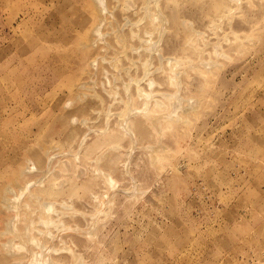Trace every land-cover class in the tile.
<instances>
[{
	"label": "rangeland",
	"instance_id": "obj_1",
	"mask_svg": "<svg viewBox=\"0 0 264 264\" xmlns=\"http://www.w3.org/2000/svg\"><path fill=\"white\" fill-rule=\"evenodd\" d=\"M106 7L0 0V264H264V0Z\"/></svg>",
	"mask_w": 264,
	"mask_h": 264
},
{
	"label": "bare ground",
	"instance_id": "obj_2",
	"mask_svg": "<svg viewBox=\"0 0 264 264\" xmlns=\"http://www.w3.org/2000/svg\"><path fill=\"white\" fill-rule=\"evenodd\" d=\"M95 1V3H96V6H97V8L99 9V13H100V16H101V22H100V24H97L92 30V34H93V36L95 35H97V36H101V33H102V31H101V28H102V24H103V22H104V19H103V17H104V15L106 14L105 12H106V10H107V7H106V0H94ZM91 35V34H90ZM103 35V34H102ZM92 36V37H93ZM91 37V38H92ZM93 39V38H92ZM98 39V38H97ZM101 39V38H100ZM93 42V45H94V43L96 44V40H92ZM91 44V43H90ZM95 46V45H94ZM210 64V63H209ZM215 65V64H214ZM207 66V65H206ZM210 66V65H209ZM213 66V65H212ZM217 66H218V64H217ZM213 68V67H212ZM210 69V68H209ZM208 71H210V70H208ZM139 94H141V92H139ZM98 98V97H97ZM172 98H174V97H172ZM174 100V99H173ZM71 103V102H70ZM189 106H191V105H189ZM145 107H146V104H145ZM189 108V107H188ZM192 108V107H191ZM176 111H174L173 113L174 114H176L175 113ZM150 114V113H149ZM121 123V122H120ZM156 124H158V123H156ZM129 126V125H128ZM130 132V131H129ZM77 154V153H76ZM77 156V155H76ZM50 162V161H49ZM29 166V165H28ZM29 167H27V169H28ZM32 167H30V169H31ZM32 169H34V168H32ZM32 169L30 170L31 172H32ZM29 170V169H28ZM30 171H27V172H30ZM109 180H110V178H109ZM112 181H114V180H112ZM42 183V182H41ZM112 183V182H111ZM31 184V183H30ZM34 184V183H33ZM37 184V183H36ZM29 185V184H28ZM25 186H27V184L25 185ZM115 186V185H114ZM19 187V186H18ZM23 188V187H22ZM21 188V190H23ZM10 189V188H9ZM19 189V188H18ZM9 191H12V190H9ZM25 192V191H24ZM27 193H29V192H27ZM22 194H23V192H22ZM31 197V196H30ZM19 198V197H18ZM18 198H16L15 197V199H18ZM37 198V197H36ZM40 198V197H39ZM3 201V200H2ZM16 202V201H15ZM36 202V201H35ZM14 204V203H13ZM33 204V203H32ZM45 204V203H44ZM52 205H53V203H52ZM34 206H36V205H34ZM25 207V206H24ZM21 208V207H20ZM50 209H52L51 207H49ZM22 209V208H21ZM20 209V210H21ZM44 209H45V207H44ZM41 210V209H40ZM44 210H42L41 212H43ZM45 211H47V210H45ZM50 211V210H49ZM53 212H54V209H53ZM48 214V213H47ZM47 214H45V215H47ZM18 215V214H17ZM50 215V214H49ZM48 215V216H49ZM48 216H47V219H48ZM14 217H16V216H14ZM42 217H44V216H42ZM41 219V218H40ZM14 220V219H13ZM34 220V219H33ZM28 221V220H27ZM41 221V220H40ZM51 221V220H50ZM49 221V222H50ZM38 222V221H37ZM52 222V221H51ZM59 222V221H58ZM10 223V222H9ZM16 223V222H15ZM15 223H13V224H15ZM18 223V222H17ZM44 223H46V222H44ZM19 224V223H18ZM61 224V223H60ZM49 225V223L47 224V226ZM55 225V224H54ZM58 225V224H57ZM13 226V225H12ZM15 226V225H14ZM32 226H33V224H32ZM50 226H52V225H50ZM58 226H61V225H58ZM58 226H56V227H58ZM24 227V226H23ZM31 227V226H30ZM34 227V226H33ZM32 228V227H31ZM52 228V227H51ZM57 229V228H56ZM55 229V230H56ZM63 229V228H62ZM65 229V228H64ZM67 229H69V228H67ZM14 230V229H13ZM29 230V229H28ZM38 230V229H37ZM58 230V229H57ZM32 231V230H31ZM60 231V230H59ZM17 232V231H16ZM15 232V233H16ZM28 232V231H27ZM32 232H34V231H32ZM5 234V233H4ZM13 234V233H12ZM17 234V233H16ZM16 234H14V235H16ZM25 234V233H24ZM32 234V233H31ZM9 235V234H8ZM5 236V235H4ZM22 236V235H21ZM7 237V236H6ZM9 237V236H8ZM19 239V238H18ZM11 240V239H10ZM14 240H16V239H13V241ZM29 240V239H28ZM27 241V240H26ZM33 241V240H32ZM35 241H37V240H35ZM21 243H22V240L20 241ZM25 242V241H24ZM27 243V242H26ZM63 243V242H62ZM20 244V243H19ZM5 246V245H4ZM21 246V245H20ZM20 246H19V248H20ZM23 246V245H22ZM21 246V247H22ZM48 246V245H47ZM44 247V246H43ZM46 248V247H45ZM66 248V247H65ZM31 249V248H30ZM66 250V249H65ZM68 250V249H67ZM25 251L27 252V250L25 249ZM44 251V250H43ZM57 252V251H56ZM61 252V251H60ZM63 252H67V251H63ZM71 253V252H70ZM73 254H75V253H73ZM37 255V254H36ZM34 256V255H33ZM43 256V255H42ZM73 256V255H72ZM75 256V255H74ZM77 257V256H76ZM35 257H33V259H34ZM75 258V257H74ZM36 259V258H35ZM78 259V258H77ZM76 259V260H77ZM80 259H81V257H80ZM50 260V259H49ZM73 260H75V259H73ZM36 261V260H35ZM48 262V261H47ZM75 262V261H74ZM79 262V261H78ZM83 262V261H82ZM48 263H50V262H48ZM37 264V263H36ZM77 264H82V263H77Z\"/></svg>",
	"mask_w": 264,
	"mask_h": 264
}]
</instances>
